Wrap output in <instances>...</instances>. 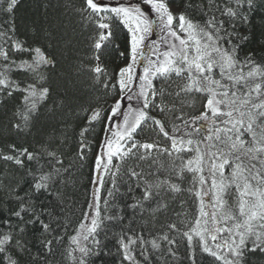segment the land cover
Here are the masks:
<instances>
[{
  "label": "snow or ice",
  "instance_id": "obj_1",
  "mask_svg": "<svg viewBox=\"0 0 264 264\" xmlns=\"http://www.w3.org/2000/svg\"><path fill=\"white\" fill-rule=\"evenodd\" d=\"M21 2L0 0V264H264V0H67L78 63L76 28L22 31Z\"/></svg>",
  "mask_w": 264,
  "mask_h": 264
},
{
  "label": "trees",
  "instance_id": "obj_2",
  "mask_svg": "<svg viewBox=\"0 0 264 264\" xmlns=\"http://www.w3.org/2000/svg\"><path fill=\"white\" fill-rule=\"evenodd\" d=\"M67 0H51V6H47L45 3V0H39V7H38V0H22L21 4L18 7L17 10V17L18 22L21 25V30L23 31V25L27 21V23L30 25L32 20L41 21L44 19V13L47 12L48 18L53 21L54 23H60L63 21L64 26L66 29L71 32L72 28H76L75 33H72L75 36V48L79 51L73 50L72 55L70 59L73 60L74 63H78L77 60H75L76 56H79L85 61H87L88 53L86 52V44L85 39L87 36V32L81 31V29L78 26V18L71 12V5L69 4L67 8H65ZM77 5H79V0H75ZM31 35V32H29V36ZM21 39H27V37L21 36ZM124 39V34L121 33L118 43H122ZM121 50H123L121 48ZM51 51V50H50ZM57 54L59 53V50L57 49ZM109 62L110 67H117L123 61H121L118 57V53L113 52L110 57L107 58ZM55 79V77H54ZM82 79V90L81 95L83 97V101L85 104L88 102H94L95 96L97 93L91 89L89 84L87 83V76H84ZM155 114V113H153ZM10 117V113L8 116H5L4 113H0V126L6 125L7 120ZM93 150V154H94ZM87 176H88V170L85 169V186H87ZM106 244H108L109 247L113 248V252H115V248L110 244L108 241H104ZM33 251L35 252L36 249L33 248ZM118 257L116 258V262L118 264ZM94 264H114L113 257L102 255L100 257H93ZM55 264H67L66 261H64L59 254L55 257Z\"/></svg>",
  "mask_w": 264,
  "mask_h": 264
},
{
  "label": "rangeland",
  "instance_id": "obj_3",
  "mask_svg": "<svg viewBox=\"0 0 264 264\" xmlns=\"http://www.w3.org/2000/svg\"><path fill=\"white\" fill-rule=\"evenodd\" d=\"M156 38H158V37H156ZM122 64H123V63H121L119 66H122Z\"/></svg>",
  "mask_w": 264,
  "mask_h": 264
}]
</instances>
